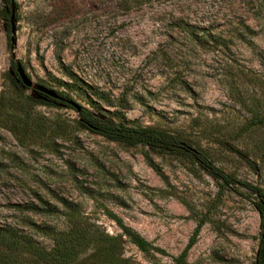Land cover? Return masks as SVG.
<instances>
[{
  "label": "rangeland",
  "instance_id": "rangeland-1",
  "mask_svg": "<svg viewBox=\"0 0 264 264\" xmlns=\"http://www.w3.org/2000/svg\"><path fill=\"white\" fill-rule=\"evenodd\" d=\"M10 1L12 47L0 0V228L48 251L31 225L65 230L70 205L116 236L109 212L151 247L121 238L129 264H172L201 222L186 264H254L251 194L193 160L81 129L74 109L15 85L11 64L95 116L177 137L264 194V127L251 126L264 110V11L248 0Z\"/></svg>",
  "mask_w": 264,
  "mask_h": 264
},
{
  "label": "trees",
  "instance_id": "trees-1",
  "mask_svg": "<svg viewBox=\"0 0 264 264\" xmlns=\"http://www.w3.org/2000/svg\"><path fill=\"white\" fill-rule=\"evenodd\" d=\"M2 1L6 5L10 3V0ZM248 2L258 12L264 11V0H248ZM2 14L4 18H8L5 10ZM11 71H14L13 64H11ZM14 83L22 88L15 80ZM55 94L59 100L37 95L51 104H61L74 109L68 98L59 93ZM74 111L76 112L75 109ZM76 114L78 127L107 141L122 144L127 148L143 147L155 155L180 156L193 160L222 187L237 186L251 194L256 199L253 207L258 214L260 228L254 264H264V194L261 190L236 182L231 176L210 165L202 153L195 152L180 139L165 131L155 128L119 126L108 119L95 116L83 108H79ZM251 121V126L254 128L264 127V110L253 113ZM38 207L44 208V211L47 209L46 204L41 202L38 203ZM63 208L65 212L62 213V218L66 223L65 230L54 231L47 227L39 228L31 225L33 229L42 230L50 241L51 248L48 251L39 249L29 238L17 236L12 229L0 228V264H129L121 255V238H124L128 244L143 254H147L151 250L150 245L143 238L124 226L118 218L109 212H104V215L113 222L119 231L116 236L105 234L98 225L76 212L74 207L65 205ZM27 211L39 213L36 206L27 208ZM201 225L200 222L196 226L184 250L177 257L172 258V264H186V254L193 246Z\"/></svg>",
  "mask_w": 264,
  "mask_h": 264
},
{
  "label": "water",
  "instance_id": "water-1",
  "mask_svg": "<svg viewBox=\"0 0 264 264\" xmlns=\"http://www.w3.org/2000/svg\"><path fill=\"white\" fill-rule=\"evenodd\" d=\"M5 13H8V27H9V33L11 35L10 38V45L11 47L14 46V40H13V32H14V10H13V4L10 1L8 9H5ZM14 65V71L11 73L12 76H14L15 78V82L20 84V86L23 89L26 90H30L32 91L34 94H40L43 95L45 97L51 98L53 100H59V98L57 97V95L51 91L48 90L42 86H36V85H32V83L28 80V78L25 76L20 64L17 61L13 62ZM70 105L76 110V112H78L79 108L70 103ZM262 238V236H261Z\"/></svg>",
  "mask_w": 264,
  "mask_h": 264
}]
</instances>
